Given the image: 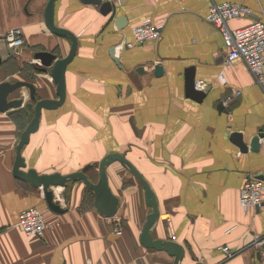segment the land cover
Segmentation results:
<instances>
[{"label": "crops", "instance_id": "obj_1", "mask_svg": "<svg viewBox=\"0 0 264 264\" xmlns=\"http://www.w3.org/2000/svg\"><path fill=\"white\" fill-rule=\"evenodd\" d=\"M48 1L0 0V83L27 81L30 75L37 99H56L58 94L50 74L34 67L35 53L46 50L66 57L72 46L69 38L46 26ZM113 1L117 16L126 18L123 28L97 5L56 2L55 23L77 35L78 51L67 66L65 102L43 110L38 131L23 148L27 169L69 174L120 152L155 191L160 217L153 237L181 244L180 264H264V240L254 243L264 236V204L248 212L240 205L246 181L264 174V137L252 145L264 130V90L243 60L227 66L223 34L207 19L214 1L252 9L251 17L232 20L233 28L264 21V0ZM148 18L163 21L160 38L120 48L131 38V29ZM16 27L23 30L25 44L11 54L4 34ZM158 65L160 76L155 74ZM191 67L196 80L210 88L203 102L186 95ZM221 73L225 81L219 79ZM238 90L241 95L226 104ZM22 97L31 101L27 88L10 95ZM33 116L26 106L0 112V264H174L168 252L142 244L152 208L141 183L120 162L107 169L120 198L113 217L98 212L94 191L82 180L60 187L56 201L65 211L58 213L48 207L42 188L15 178L16 148ZM235 133L243 134L247 151L235 141ZM90 171L97 181L99 169ZM89 192L92 201H86ZM31 206L44 212L42 236L17 225L20 212ZM220 246L237 254L227 257Z\"/></svg>", "mask_w": 264, "mask_h": 264}, {"label": "water", "instance_id": "obj_2", "mask_svg": "<svg viewBox=\"0 0 264 264\" xmlns=\"http://www.w3.org/2000/svg\"><path fill=\"white\" fill-rule=\"evenodd\" d=\"M57 1L58 0L48 1L44 14L45 23L51 32L59 36L69 38L72 41L70 52L66 57H59L56 53L42 50L37 51L34 58L38 61L37 67L39 71L49 73L52 77L57 86L58 97L56 99H37L36 86L34 83L25 80L5 81L0 83V112H6L10 109L20 108L22 106H26L34 111L33 118L20 136V140L16 148L17 155L13 167V174L15 178L20 181L28 182L37 188H42L48 207L58 213L64 212L65 208H63L62 205L56 201L55 188L64 187L71 182L82 180L88 188L94 191L95 205L98 212L105 217H113L119 210L120 198L114 194L110 186L107 169L110 164L116 161L120 162L139 180L145 191L146 203L152 208V211L147 216V220L141 233L140 240L142 244L150 249L168 252L171 256H174V264H180L184 257V249L182 245L174 240L155 239L153 237V231L155 230L160 217L156 193L135 164L124 154L120 152L108 153L100 162L87 164L82 168V170L71 172L69 174H62L60 172L41 174L34 168L27 169V163L22 153L23 148L30 142L31 135L38 131L43 110L56 109L65 102L67 97V66L72 62L78 51L79 40L77 35L55 23V5ZM81 1L85 4H94L99 6L100 12L103 15H110V21L115 20L118 27H124L126 18L117 16L118 7L113 0ZM10 52L11 54L15 53L13 48H11ZM2 62L3 59L0 55V64ZM139 70L143 71V67L141 66ZM155 74L157 76L163 74L162 66H156ZM196 83L195 69L194 67H191L186 71V95L188 98L197 102H203L210 88L206 87L204 90H199ZM21 88H27L31 101L25 102L23 97L10 99V95ZM219 107L223 109V103H221ZM263 137L264 130H262L260 134L252 140V145H254L253 147L257 146L259 140ZM234 139L243 151L248 150L249 144L245 141L243 134L235 133ZM94 168L99 169V177L97 181L92 180L88 174V171ZM257 178L264 180V174H259ZM257 208L260 207L258 206ZM261 246L264 250V242H262ZM261 255V252L257 254L259 259L261 258Z\"/></svg>", "mask_w": 264, "mask_h": 264}, {"label": "built area", "instance_id": "obj_3", "mask_svg": "<svg viewBox=\"0 0 264 264\" xmlns=\"http://www.w3.org/2000/svg\"><path fill=\"white\" fill-rule=\"evenodd\" d=\"M252 9L245 4L223 2H212L207 19L217 26L223 34L227 51V66L232 65L236 60H243L252 72L255 81L264 90V21L255 19L247 25L233 28L230 22L236 19L251 17ZM164 23L146 19L142 23L131 29V38L122 41L120 48H132L137 44L149 41H156L160 38ZM7 44L14 49H20L25 44L23 30L19 27L12 28L4 34ZM118 48V49H120ZM219 79L225 81L223 73ZM196 86L199 90L207 87V82L198 80ZM238 90L229 95L225 103H229L241 95ZM264 204V180L252 178L246 181L240 192V205L245 212L261 207ZM17 225L27 234L42 236L45 233L47 224L43 210L39 206H31L22 210L19 214ZM121 234V230H117ZM263 237H258L255 244L262 242ZM227 257H232L237 252H233L228 246H220Z\"/></svg>", "mask_w": 264, "mask_h": 264}, {"label": "trees", "instance_id": "obj_4", "mask_svg": "<svg viewBox=\"0 0 264 264\" xmlns=\"http://www.w3.org/2000/svg\"><path fill=\"white\" fill-rule=\"evenodd\" d=\"M24 46V45H23ZM22 46V47H23ZM35 68H36V70H38L39 71V69H38V67H37V65H35L34 66ZM24 69H25V67H24ZM31 69H32V67H31ZM27 77V81H31L32 79H33V77L32 76H26ZM88 172H91L90 170L88 171ZM137 179V178H136ZM138 180V179H137ZM138 182H139V180H138ZM140 183V182H139ZM94 198V194H93V192H89L88 194H87V197H86V201L87 200H91L92 201V199Z\"/></svg>", "mask_w": 264, "mask_h": 264}, {"label": "bare ground", "instance_id": "obj_5", "mask_svg": "<svg viewBox=\"0 0 264 264\" xmlns=\"http://www.w3.org/2000/svg\"><path fill=\"white\" fill-rule=\"evenodd\" d=\"M55 192H56V195L58 196V198H60V187L55 188Z\"/></svg>", "mask_w": 264, "mask_h": 264}, {"label": "rangeland", "instance_id": "obj_6", "mask_svg": "<svg viewBox=\"0 0 264 264\" xmlns=\"http://www.w3.org/2000/svg\"><path fill=\"white\" fill-rule=\"evenodd\" d=\"M61 195V194H60ZM120 228V227H119ZM118 230H121L122 231V229L120 228V229H118Z\"/></svg>", "mask_w": 264, "mask_h": 264}]
</instances>
